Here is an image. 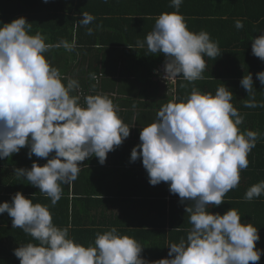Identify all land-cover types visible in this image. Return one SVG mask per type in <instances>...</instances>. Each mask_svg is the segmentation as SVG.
<instances>
[{
	"label": "clouds",
	"instance_id": "clouds-1",
	"mask_svg": "<svg viewBox=\"0 0 264 264\" xmlns=\"http://www.w3.org/2000/svg\"><path fill=\"white\" fill-rule=\"evenodd\" d=\"M182 4L183 0H170L175 11L160 14L136 48L146 44L151 55L165 56L166 80L182 76L194 82L204 79L205 57L216 59L221 52L210 33L188 28L179 11ZM94 19L83 12L79 23L87 27ZM235 27L242 29L243 21L235 20ZM31 28L25 17L0 24V159L25 147L29 159L33 155L47 159L54 153L43 166L34 161L30 169H13L50 198V205L33 203L22 192L0 203V214L12 218V227L38 242L13 250L20 264H256L264 255V249L256 246L259 229L242 222L235 208L223 215L208 208L223 204L225 195L238 187L240 172L248 167V155L260 138L257 131H241L244 116L224 83L215 94L193 87L187 96L162 105L155 120L142 127L140 143L131 151L130 162L142 159L149 183H168L170 193L178 194L186 206L192 227L186 238L170 243L168 257L145 259L141 244L115 226L98 232L85 246L70 236V225L53 222L50 207L62 198V185L78 179L81 162L97 157L104 165L133 127L107 94L84 96L81 103L79 80L62 75L51 64L46 56L51 45L40 33L30 34ZM87 34L92 35L93 28L88 27ZM64 47L71 50L75 45ZM252 54L264 61V32L253 38ZM256 78L264 86V71ZM240 85L248 92L245 107L264 108V101H256L252 73L244 75ZM262 195L264 180L250 186L244 199Z\"/></svg>",
	"mask_w": 264,
	"mask_h": 264
},
{
	"label": "trees",
	"instance_id": "trees-1",
	"mask_svg": "<svg viewBox=\"0 0 264 264\" xmlns=\"http://www.w3.org/2000/svg\"><path fill=\"white\" fill-rule=\"evenodd\" d=\"M221 1L227 8L226 12H207V16H219L218 19L215 17L210 20H202L200 13H187L183 8H180L179 11L191 31H193L192 28H203L204 23L208 27V23H217L222 30L226 29L218 22L227 26L230 34L219 35L224 38L218 41L221 56L224 58V69L229 72L221 74L222 77H225L229 83L241 86L240 81L243 76L252 73L255 96H264V86H261L256 78L258 72L264 71V61L252 54L253 38L264 32V0ZM183 2L187 3L185 0ZM167 4L169 6L170 0H107V2L105 0H49L48 3H45L44 0H0V24L11 23L17 18L25 17L28 22L32 23L30 34L40 33L46 38V43L51 45L46 53L51 64L57 67L64 76L72 71L74 73L72 78L79 80L83 93H85V89H91L94 91L92 92L94 95L98 93L96 92L98 89L101 91L100 93L107 94L112 100L113 94L117 93V95L126 97L123 98V105H128L129 99L135 98L134 94L142 86L144 79L151 77L153 69L157 67L156 71L159 70L165 62L163 54L151 55L148 53L146 44L144 48H136L137 41L143 36L146 39L147 36L138 24L154 27L155 20L160 14L175 11V9L168 11L164 8ZM83 12H88L95 17L87 27L79 23ZM186 14H189V17L197 15L198 18H186ZM237 19L243 21L242 29H236L235 20ZM88 27L93 28L92 35L87 34ZM136 28L141 30V34L137 35L139 31ZM199 31L195 30L194 32ZM225 36H229V38ZM65 43L74 44L75 47L68 51L64 47ZM128 45L134 49L129 48ZM92 53L94 61L88 63L86 56L89 57ZM142 53H147L148 57L146 60H139V62L138 59L142 57ZM221 56L214 59L219 65L223 62H221ZM210 60L211 58L206 57L207 62ZM119 62L122 63L120 73L123 77V87L121 90L116 88L117 82L113 80L115 64ZM138 63L140 64L138 65ZM214 72L215 70L211 68L210 75L208 73L203 75L204 80L210 78ZM155 75L161 81L158 77L159 73L155 72ZM94 76H101L99 83L96 84L97 89L93 87ZM177 81V96L182 98L184 96L181 93V88L184 86L185 80L179 76ZM223 83L227 84L228 82L219 81L215 84L220 86ZM240 89L244 95H248L243 87ZM261 101H264V98ZM252 122L256 127V116L253 117ZM258 128L260 138L248 155V167L240 172L238 187L225 195L223 204L217 207L209 205L208 208L209 211L219 212L221 215L231 208L237 209L242 217V222H251L259 229L261 239L256 246L259 249H264V195L252 201L244 199L245 192L250 186L264 180V112ZM21 150L22 153L19 152L9 158L0 159V203L10 202L12 195L16 192H22L25 197L32 199L33 203L41 202L44 205L48 201L51 202L50 198L39 192V188L28 184L26 179L17 177L13 169H30L34 161L43 166L52 155L47 159L33 155L29 159L27 155L29 148L25 147ZM81 166L83 167L79 176H87V185L85 186L88 189L81 190L78 186V179L73 184L62 185V198L56 204L60 227L68 226L71 222L73 224L69 206L72 202V205L76 207V197L86 196L102 199L106 196H113L128 204L129 202L136 204L151 196L148 213L157 215L164 229H166L167 223H170L173 228L180 227V230L176 232L180 235L176 243L182 237L186 238L187 230L192 227L188 222L186 206L179 202V196L170 193L168 183L161 182L159 185L153 186L147 178L129 170V174L132 175L129 182L114 186L110 181L103 180V170L97 157L86 159L81 162ZM176 214L179 220L174 223ZM171 217H173V222ZM0 225L4 227L8 225L7 229L11 233L12 231L24 233L22 229L11 226L12 218L6 212L0 214ZM35 242L37 243V241ZM256 264H264V255Z\"/></svg>",
	"mask_w": 264,
	"mask_h": 264
},
{
	"label": "crops",
	"instance_id": "crops-1",
	"mask_svg": "<svg viewBox=\"0 0 264 264\" xmlns=\"http://www.w3.org/2000/svg\"><path fill=\"white\" fill-rule=\"evenodd\" d=\"M187 3L183 2L180 8H183L187 13H200L202 20H210L211 18L218 19L219 16H207V12L213 11L216 12H226L227 8L224 6V2L221 0H185ZM164 8L170 9L173 11L174 8L165 6ZM189 17V14H186V18ZM189 18H198L197 15H193ZM221 26L225 27L227 30H222L217 23H206L203 24V28H197L192 30H204L210 33L213 40L220 41L224 36H219L221 34L228 32L227 26H224L218 22ZM188 25V23H186ZM141 26V30L144 33L148 34L152 31L153 27L147 26L146 24H138ZM189 28V27H188ZM141 34V30L136 28ZM135 35V33H133ZM228 37L229 36H225ZM145 41V37L140 39ZM69 51V50H68ZM122 57V56H121ZM148 57L147 53H142V57L139 60H146ZM222 60L224 58L221 56ZM87 62L94 61L93 53L89 57L86 56ZM206 60V57H205ZM140 62V61H139ZM229 63V61H228ZM140 63H138L139 65ZM207 67L203 72L204 74H209L211 68L215 70L214 74L204 80H197L194 82L184 81L185 84L182 86V95L185 97L190 94L193 87H196L202 92H212L215 94V91L219 87L217 84L219 81L228 82L226 85L233 92V105L239 110L240 114L244 116L243 123L239 126L241 131L244 130H253L259 131L258 126L260 125V119L262 120V114L264 108H247L244 106V100L248 99V95L242 93L241 86L235 85L234 83H229L225 77H222L221 74L229 73L224 69V61L222 64H218L214 59H211L209 62L206 61ZM234 67V66H233ZM155 67L152 71V76L145 78L142 86L136 91L135 98H130L128 105H123V98L126 97L122 95H117L114 93L113 102L115 105H118L120 112L119 115L131 128L130 136L128 137V142L123 143L121 146L117 147L115 151H112L108 154L106 163L104 165L100 164V167L103 170V180L110 181L114 186H118L119 183L127 184L131 179V174L129 170L135 171L139 176L145 177L148 180V174L143 167L142 159L136 162H130V155L133 147L140 143V132L142 127L150 124L155 120L156 114L162 105L173 100V98H178L177 96V80L173 82H162L159 81L155 75ZM122 63H116L114 68V77L113 80L117 82L116 88L121 90L122 86ZM120 73V74H119ZM72 71H69L66 77H74ZM100 77L94 76V86L97 89L96 84L99 83ZM213 82V83H210ZM221 86V85H220ZM83 93L81 87L80 92L82 94L81 103H83V97L87 95H92L94 92L91 89H85ZM144 93H143V92ZM100 93V90H96ZM183 98V97H182ZM264 96H256L257 102H261ZM179 102V101H177ZM257 118L256 127L253 125V117ZM259 140V139H258ZM54 154V153H53ZM50 154V155H53ZM90 159V158H89ZM98 159V158H97ZM84 162V161H83ZM87 176H79L78 186L81 190L86 191L88 187L86 183ZM141 183L140 181H138ZM73 184V183H72ZM85 186V187H84ZM178 196V194H176ZM76 207L72 205V202L69 206V213L71 215V220L73 221L68 224L70 225V236L75 239V241L82 245H89L93 243L98 232L102 233L108 230L110 227L115 226L121 234H126L131 238H134L137 242L141 244L144 248L142 251V256L149 261H157L162 258L168 257L170 243H176V240L180 238V235L176 233L180 230L179 226L173 228L170 223H167L166 229H164L162 222L155 214H149L150 211L149 203L152 200L151 196L147 197V200H141L136 204L129 202H124L121 199H116L113 196H106L102 199L96 197H76ZM167 200H170V198ZM162 203V202H161ZM41 204V202H40ZM51 202L44 205H50ZM178 205V204H177ZM134 206V207H131ZM55 209L53 210V208ZM50 207V212L53 216V222L59 226L58 219L59 215L56 214L57 205ZM56 218V219H55ZM173 222V217H171ZM174 223L179 220L178 215L174 216ZM169 221V220H167ZM170 222V221H169ZM75 223V224H74ZM12 226V225H11ZM8 225L4 227L0 225V264H20V260L14 255V249L19 247V244L32 243V237L26 233L14 232L7 229ZM166 232H165V231ZM17 237V238H16ZM175 240V241H172ZM179 242V241H178ZM33 243H36L33 240ZM38 243V242H37Z\"/></svg>",
	"mask_w": 264,
	"mask_h": 264
},
{
	"label": "built area",
	"instance_id": "built-area-1",
	"mask_svg": "<svg viewBox=\"0 0 264 264\" xmlns=\"http://www.w3.org/2000/svg\"><path fill=\"white\" fill-rule=\"evenodd\" d=\"M156 73H159V76H158V77H159V79H160L161 81H163V82H173V81L176 80V78H175V79H168V80H166V79L164 78V64H162V65L160 66L159 70H157Z\"/></svg>",
	"mask_w": 264,
	"mask_h": 264
},
{
	"label": "rangeland",
	"instance_id": "rangeland-1",
	"mask_svg": "<svg viewBox=\"0 0 264 264\" xmlns=\"http://www.w3.org/2000/svg\"><path fill=\"white\" fill-rule=\"evenodd\" d=\"M61 54V53H60ZM128 142V138L124 140L123 143H127ZM20 152L22 153V150H20Z\"/></svg>",
	"mask_w": 264,
	"mask_h": 264
}]
</instances>
